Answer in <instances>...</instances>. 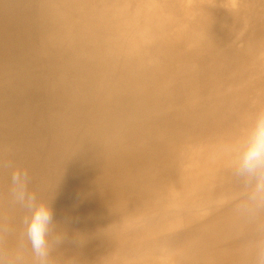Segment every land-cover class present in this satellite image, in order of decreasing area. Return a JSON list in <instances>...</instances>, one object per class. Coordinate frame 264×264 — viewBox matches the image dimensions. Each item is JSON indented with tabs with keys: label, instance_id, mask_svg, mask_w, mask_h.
<instances>
[{
	"label": "bare ground",
	"instance_id": "obj_1",
	"mask_svg": "<svg viewBox=\"0 0 264 264\" xmlns=\"http://www.w3.org/2000/svg\"><path fill=\"white\" fill-rule=\"evenodd\" d=\"M258 108L264 0H0V161L50 201L61 264H251L218 149Z\"/></svg>",
	"mask_w": 264,
	"mask_h": 264
},
{
	"label": "clouds",
	"instance_id": "obj_2",
	"mask_svg": "<svg viewBox=\"0 0 264 264\" xmlns=\"http://www.w3.org/2000/svg\"><path fill=\"white\" fill-rule=\"evenodd\" d=\"M218 155L238 185L230 202L244 253L251 264H264V108L252 113L240 136L219 145ZM0 169L8 171L6 203L22 213L19 228L0 217V264H61L58 253L68 236L50 201L33 187L28 168L9 159Z\"/></svg>",
	"mask_w": 264,
	"mask_h": 264
}]
</instances>
